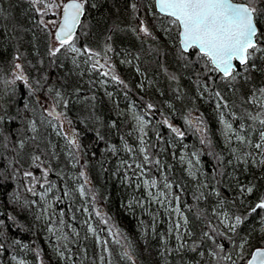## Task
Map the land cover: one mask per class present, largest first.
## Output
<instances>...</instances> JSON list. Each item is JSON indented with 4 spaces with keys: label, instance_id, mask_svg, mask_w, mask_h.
<instances>
[{
    "label": "trees",
    "instance_id": "16d2710c",
    "mask_svg": "<svg viewBox=\"0 0 264 264\" xmlns=\"http://www.w3.org/2000/svg\"><path fill=\"white\" fill-rule=\"evenodd\" d=\"M136 2L89 0L82 20L83 27L78 28L77 46H87L100 52L102 63L106 45L111 46L112 51L106 55L112 70L124 84L113 82L110 76H101L108 82L107 87L114 100L117 99L122 106L130 103L148 120L146 147L151 159L161 161L159 170L157 166L145 164L140 159L137 143L129 132L130 121L125 117H115L97 92L86 89L85 84L80 85L69 55L63 50L55 57L48 54L49 31L39 25L40 16L30 0H0V117H3L0 120V220L4 222L0 224V244L4 245L0 249V264H11L12 255L22 258L26 264H73V261L75 264H100L96 239L87 233L84 221H91L92 226L98 229L101 240L111 238L104 225L99 223L100 218L92 211L93 203L104 216L111 217L112 225H115L113 231H121V245L110 243L111 255H106L102 264H109V261L111 264H133L121 259L124 249L133 256L135 264H196L197 261L209 264L211 257L207 254L201 257L200 252L210 251L213 242L202 239L201 229L211 231L204 228L207 220H211L214 226L218 225L211 211L217 201L228 198L224 210L233 215L245 213L248 207L264 197V171L258 168L260 156L257 150L240 145L238 141L227 146L218 134L221 112L236 129L241 123L253 125L246 111L255 114L256 109L246 100L253 88L264 86V62L255 61L261 70L252 71L249 81L237 78L229 85L217 78L211 91L221 92L227 103L226 108L217 109L218 101L210 98L209 92H204L203 88L197 89L193 65L180 57L175 31L171 35L161 31L158 22L147 12L149 5L145 3L135 11L131 4ZM93 4L96 6L92 7ZM142 19L156 39L132 31ZM257 24L264 32V15L258 17ZM17 56L19 59H14ZM16 63L23 66L25 84L21 80L13 81ZM93 74L96 76L97 72ZM49 87L52 92L48 91ZM57 91L69 101L67 108L61 104L57 111L65 113L70 130L76 133L75 138L80 145L78 155L86 164L84 170L96 191V200H87L88 213L77 211L85 203L78 193L70 198L62 195L66 185L74 186L70 177L80 170V165L73 168L68 163L67 143L64 138L58 137L54 141L53 129L46 123V119L50 118L38 102L39 99L52 104ZM26 103L27 108L24 107ZM147 104L154 105V108L147 109ZM192 115L203 121L199 125L203 132L196 131L198 125L193 127L185 122L186 119L191 120ZM165 119L184 136L181 138L172 133L162 123ZM33 122L37 128L35 133L30 127ZM253 127L258 129L259 126L256 124ZM257 135L258 131L251 133L253 142L257 141ZM201 139L207 143L202 144ZM21 141L25 144L23 149L19 147ZM125 144L132 151L125 150ZM112 147L116 148L115 153L110 150ZM170 147H173L175 158L169 152ZM234 148L238 149L241 162L235 160ZM178 151L189 158L196 154L200 163H195L191 169L195 179L188 175L184 162L177 158ZM53 152L58 159L52 158ZM244 152L253 154L247 157V164L242 162ZM45 153L44 158L54 169L49 180L57 185V190L48 196L52 202L51 221L39 222L35 211L41 204L38 196L26 190L29 179L23 173L32 171L39 175V170L32 166L31 157ZM130 156L132 165L138 161L147 170L148 177L161 181L167 176L173 183L172 191L180 196L179 206L189 221L188 230L195 233L192 237H184L188 241V249L171 251L177 244L172 237H167L163 221L157 226L151 225L153 214L138 221L136 213L141 209L136 201L139 200L136 198L132 202V197L136 196L132 178L137 176H128L129 169L120 166ZM253 159L257 163H252ZM229 160L233 161L232 164L228 163ZM131 171L136 174V171ZM125 174L128 179H125ZM177 184L179 187H176ZM241 185L254 186V190L250 194H241ZM213 189L220 191L221 196L214 195ZM37 191L43 190L37 188ZM201 192L204 199L197 202L195 197ZM56 196H61L60 202L55 200ZM33 201L37 202L34 207ZM187 206L205 209V220H196ZM60 210L65 212V227L61 234L69 237L67 249L64 248L65 241H57L56 236L47 231L50 222L59 226ZM263 223L264 213L253 214L241 225L240 235L251 233L250 238L264 235L261 230ZM73 228L79 233L78 237L72 233ZM128 241L131 242L130 248H127ZM193 241L199 245L196 251L191 250ZM57 247L64 251L65 257L72 256L73 259L55 255L53 249Z\"/></svg>",
    "mask_w": 264,
    "mask_h": 264
},
{
    "label": "snow or ice",
    "instance_id": "6c2138e0",
    "mask_svg": "<svg viewBox=\"0 0 264 264\" xmlns=\"http://www.w3.org/2000/svg\"><path fill=\"white\" fill-rule=\"evenodd\" d=\"M36 13L40 16L38 21L39 25L43 26L45 30L49 31L52 36V44L49 47V55L55 57L58 53L63 52L72 57L73 64L79 66L77 57H83V63L90 65L92 71L100 70L101 75L110 76L111 80L117 84H124L122 80L112 70V66L109 63L107 52H111V46L105 47L103 59L101 62L102 54L90 49L87 46H77V32L78 28L83 27L82 17L85 15L86 5L89 0H30ZM145 3L149 5L147 9L148 14L152 15L160 26L161 31L172 34L175 31L176 40L178 42V51L182 59L188 61L193 65V72L195 73L194 79L197 85V89L203 88L204 92H209L210 98L216 99V108H226L227 103L219 91H211L212 85H215L216 79L219 78L223 82H227L229 85L233 84L237 78H243L245 81L252 79V71H260V67L255 61L260 60L264 62V32H261L257 24L259 16L264 15V0H137L136 3L131 4V8L135 11L139 10V7ZM96 5L93 4L92 7ZM51 14L52 19L45 20L44 16ZM51 25V28H49ZM54 29V31H53ZM132 31L143 33L144 36H153L152 31L147 26L145 20H140L139 24L132 29ZM187 54V55H185ZM195 59H191V57ZM19 59V57H14ZM108 69L104 71V69ZM15 80H24L23 66L20 63L15 64ZM167 71V69H165ZM175 79V76L171 77ZM211 82V83H209ZM105 83V81H101ZM127 87V85H124ZM49 92H52V88H48ZM79 91V90H77ZM111 96L112 93H107ZM203 95V92H201ZM43 111L47 114L46 123L52 127L57 136L63 135L67 146H68V163L73 168L80 165V170L73 174L70 178L75 182L74 186H65L62 192L63 197L70 198L75 194H79V197L85 201L82 208L77 211L89 212L87 200H96V191L92 186L91 179L87 172L84 170L86 164L80 159L78 155L79 144L77 143L75 136L76 133L65 134L63 130V120H66L64 112H58L57 109L63 104L67 108L69 101L62 98L59 91L56 92V98L52 104H47L46 101H39ZM246 102L253 105L256 109L255 114L250 111H246V116L253 122V125L258 124V129L254 128L253 125H245L241 123L239 128L233 127V124L224 118L223 112L220 113V123L223 125V134L231 143L233 138L239 142L240 145L251 147L257 150L260 159L259 164L264 165V86L259 88H253L251 95L248 96ZM28 107L27 103L24 106ZM147 109L152 110L154 105L147 104ZM137 126L136 131L142 135L139 137V143L141 147L139 151L143 156L145 164H152L157 166L159 170L162 165L159 159H151L148 155L147 147L145 146L144 136L147 135L145 128L147 127L148 121L143 116L137 115L134 117ZM3 117H0L2 120ZM186 123L189 126L202 125L203 121L200 118L186 119ZM69 123H71L69 121ZM162 123L171 129L172 133H175L179 137H183L184 133L177 127H174L169 123L167 119L163 120ZM32 132H36L37 128L35 123L30 124ZM197 132H203L202 127L197 126ZM258 131V140L253 142L251 133ZM35 139V137H33ZM202 144H206L205 139H201ZM19 147L23 149L25 144L23 141L19 143ZM54 147V146H53ZM72 149H77V152H73ZM113 153L116 152V148L110 149ZM125 150L132 151L127 144H125ZM39 153V147L36 149ZM234 158L237 162H241L242 157L238 155V149H232ZM44 155L34 154L31 157L32 166L39 170V175L34 174L32 171H25L23 176L29 179V184L26 190L33 196H39L40 200L44 201L47 207L43 210L47 213V209L52 207L47 197L54 190H57V185L49 180V175L54 171L53 167L48 160L44 158ZM196 154L193 153V156ZM251 152L243 153V163L247 164V157L252 156ZM53 159H58L55 152L52 153ZM175 158V154H173ZM181 162L185 161V156H180ZM223 159L222 157L220 158ZM233 161L229 160L228 163L232 164ZM126 162H121V167ZM199 159H196V164H199ZM252 163H257L255 159ZM188 164V175L193 179L196 178L195 173L191 170L193 162L191 159L187 160ZM131 167V165H128ZM135 167L140 169L141 176L147 174V170L141 164H136ZM119 170V169H118ZM117 170V171H118ZM135 174V173H134ZM59 175V174H57ZM220 175H226V173H220ZM63 179V177H62ZM125 179H128L125 174ZM82 181V182H81ZM162 183L163 190L159 188ZM142 186L149 197L150 202L166 205L165 211L174 213L178 220L174 221L169 229L168 233L175 234L177 240V247L172 249L173 252H180L188 249V241L184 239L185 236L192 237L195 235L192 231L188 230V218L185 216L181 207L179 206L180 196L175 194L172 189L173 183L168 180L167 176L163 178V181H159L157 178L142 179ZM137 187H141V184H137ZM176 187H179L177 184ZM207 187V185H205ZM37 188L43 191H37ZM156 189L155 192L152 190ZM254 186L244 187L240 186L241 194L252 193ZM213 194L220 197V191L213 189ZM196 201L204 199V195L201 192L199 196L195 197ZM57 202L61 201V196H56ZM173 202H176V206L172 207ZM228 198H221L217 201L216 205L212 208V215L218 220V225H213L211 220H207L204 224V228L210 229L211 231L201 229L202 239L207 238L213 242L211 250L207 253L200 252V256L211 257V262L215 264H264V235L252 237L251 233L245 236L240 235L241 225L253 214L264 213V197H261L258 202L253 206L246 209L243 214L230 215L228 211H225V205L228 203ZM33 203H37L33 201ZM141 207H143V201H136ZM235 204V200H232ZM188 210L193 213L196 220H205L206 210L200 208H193L187 206ZM92 211L99 217V223L104 225H110L107 228L108 236L111 240H101L97 235L98 229L93 227L87 220L84 223L87 225V233L95 237L98 245L101 246L102 255H99V260L104 261L105 256H110L111 251L109 244L121 245V231L112 225L111 217L104 216L97 208L95 203L92 205ZM65 212L60 210L58 219V227L51 222L47 228V231L56 236L57 241L63 240L66 243L64 248L67 249L69 237L62 235V230L65 227L64 220ZM75 219V216L72 217ZM51 221V217H48ZM155 220V217H153ZM4 222L0 220V224ZM221 226L223 231L221 230ZM70 227V225H69ZM104 229H99L103 231ZM264 232V229H262ZM72 233L79 236L76 229H72ZM2 235V234H0ZM87 239V236L85 237ZM127 241V237H123ZM223 241V242H222ZM4 245L0 244V249H3ZM27 247V246H25ZM131 247V242L128 241L127 248ZM199 245L193 241L192 251H196ZM58 256L62 259H73L72 256L65 257L64 251L60 248L53 249ZM167 251V249L165 250ZM235 258H234V255ZM15 259V257H13ZM121 259L126 261H132L133 256L129 251L125 250L121 254ZM23 264V261L20 262ZM75 264V261H73ZM111 264V261H109ZM196 264H200L197 261Z\"/></svg>",
    "mask_w": 264,
    "mask_h": 264
},
{
    "label": "rangeland",
    "instance_id": "374dc122",
    "mask_svg": "<svg viewBox=\"0 0 264 264\" xmlns=\"http://www.w3.org/2000/svg\"><path fill=\"white\" fill-rule=\"evenodd\" d=\"M52 18L53 17L51 16V14H48V15L44 16V19L45 20L52 19ZM49 28H51V25H49ZM53 31H54V29H53ZM51 44H52V36L50 35V38H49V47H50ZM68 55L70 57L71 66H73V68L76 70L77 76L80 78V85L85 84L86 89H89V90H92V91L97 92L98 95H100V97L103 99V101L112 110L113 115L115 117L120 118V119L121 118L123 119L125 117L126 120L130 121V123H131L130 131H129L130 132V135L132 136L133 140L137 143L136 144V150H137L138 154L140 155V159L142 161H144L143 156L141 155V153L139 151V148L141 147V145L139 143V137L142 134L136 131L137 122H136V120L134 118L135 116L141 115V114L138 113V110L135 109L130 103L127 102V103L124 104V106H122V105L119 104V101L117 99L114 100L112 98L113 95H111V96L107 95V93H111V91L107 87L108 82L106 81V79L104 77L101 76V73L100 72L98 73L97 70H96L97 75L95 76V74H93L94 71H92L90 69V65L83 63V57H77L76 58L77 61H78V63H79V66L77 67V65L73 64L71 55L70 54H68ZM14 70H15L14 72L16 73L17 70L16 69H14ZM15 73H14L13 81L14 82H19V80H15ZM98 76H100V77L97 78ZM101 81H105V83L102 84ZM21 82L23 84L26 83L24 80H21ZM141 116H143V115H141ZM143 118L146 121H148L144 116H143ZM195 118L196 117L194 115H192L190 119H195ZM62 123H63V130H64V133L65 134H71V133H73L70 130V128H69L68 123H67L66 120H63ZM195 126L196 125L193 124V127H195ZM147 127H148V124H147ZM147 127L145 128V132L146 133H147ZM52 132H53V135L52 136L54 138V141L57 139V137L58 138H62V139L64 138L63 135L57 136V134H56V132H55L54 129H53ZM218 134L220 135L221 139L223 140V142L227 146H231L232 145V142H237L234 138H233V140H232L231 143L228 142V139L223 134V125L220 123V120L218 122ZM146 139H147V135L144 136L145 146H146ZM257 140H258V135H257ZM76 141L78 143V140L77 139H76ZM74 150L77 152V149H74ZM169 152L172 155L174 154L173 147H170V151ZM177 155H178L177 156L178 159L182 155L185 156L184 164H185V167H186V171L188 170V164H187V160L188 159H191L192 158L191 160L193 162V165L196 163V159L197 158L195 156H192L191 158H189L182 151H178V154ZM131 158L132 157L130 156L128 159H124L123 160V162H126L124 164L123 168H125L126 170L129 169L130 172H128V176L129 175H131V176H135L136 175L137 176L136 179L135 178H132L133 189H134V192H136V196L135 197H132V202H134L136 198L139 201H143L144 202L143 203V207H141L140 204H139V207H140L141 211L136 213V217L138 218V221H141L142 217H144V216H147L149 214H153V216L151 217V225L152 226L153 225L154 226H157L158 224H160L163 221L164 227H165V232H166L167 237L169 239L172 237L173 240L177 244L178 242L175 239V234H171L170 235L168 233V229H169L170 225L174 221L178 220V217L174 213L166 212L165 211L166 205H160V204H156V203L150 202L149 197L147 196V194H146V192H145V190H144V188L142 186V179H152V178L148 177L147 175L141 176L140 169H137L135 167L136 164H139L138 161L137 162L135 161V163L133 162V165H132V162H131L132 159ZM80 159H81V157H80ZM128 165H131V167H128ZM258 168H259V170L261 172L264 171V165L258 164ZM131 170H133L134 172L136 171V174H133ZM161 181H163V178H161ZM74 184H75V182H74ZM137 184H141V187H137ZM159 188L161 190H163L162 184L159 185ZM152 191L155 192L156 189H153ZM47 199H48V197H47ZM38 200L40 201L41 206L40 207H36L37 208L36 211H35L36 212V219L39 222H45L48 219L49 214H50V211H51L52 208H48L47 209V213H45L43 210L47 207V205L45 204L44 201L40 200V197L39 196H38ZM48 200L51 202L50 199H48ZM32 204H33V207H34L35 204L34 203H32ZM175 206H176V202H173L172 207H175ZM130 211H132V210L130 209ZM153 217H155V220H153ZM88 222L91 223L90 220H88ZM109 226L110 225H104V227L106 229ZM262 229H264V223L261 226V230ZM97 235H98V233H97ZM96 250H97L98 260H99V255H102L103 253L101 252V246L98 245L97 242H96ZM125 250L126 249H124V251ZM54 253H55V255H57L56 252H54ZM13 257H15V259H13ZM21 261H23V264H26V262L22 258L13 256V255L10 256V263L11 264H20ZM99 263L102 264V262L100 260H99Z\"/></svg>",
    "mask_w": 264,
    "mask_h": 264
},
{
    "label": "water",
    "instance_id": "95a60500",
    "mask_svg": "<svg viewBox=\"0 0 264 264\" xmlns=\"http://www.w3.org/2000/svg\"><path fill=\"white\" fill-rule=\"evenodd\" d=\"M84 17V16H83ZM83 17H82V20H83Z\"/></svg>",
    "mask_w": 264,
    "mask_h": 264
}]
</instances>
